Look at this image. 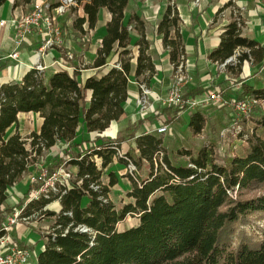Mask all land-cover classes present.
I'll return each instance as SVG.
<instances>
[{
    "label": "trees",
    "instance_id": "trees-1",
    "mask_svg": "<svg viewBox=\"0 0 264 264\" xmlns=\"http://www.w3.org/2000/svg\"><path fill=\"white\" fill-rule=\"evenodd\" d=\"M129 1L74 0L59 28L64 40L74 39L87 48L89 39L83 38L96 27L100 9L109 12L100 44L88 64L103 68L102 74L81 83L80 69L87 65L74 64L70 71L56 70L49 75L34 65L20 80L0 85V237L6 234L2 229L6 219L20 210L21 217L49 221L33 264H264V113L251 120V127L240 121L238 138L243 144L230 155L220 156L213 144L191 149L170 135L147 132L144 118L113 137L102 134L124 114L131 72L137 82L147 86L154 74L144 21L137 14L124 21ZM4 2L0 0V6ZM229 6L231 0L217 12ZM78 9L82 13L70 21ZM237 18L226 25L219 44L207 55L210 61L221 63L238 47L248 48L249 52L238 57L240 63L226 67L236 76L244 59L253 64L264 59V47L242 35L243 20ZM130 24L140 36L135 43L134 69ZM156 30L171 64L179 55L186 56L175 3L167 4ZM115 54L117 58L111 62ZM5 67L6 60H0V70ZM263 84L259 80L243 82L239 94L264 99ZM203 90L194 88L185 96L197 97ZM187 110L160 105L156 116H164L162 123L173 124ZM22 112L42 117L39 132L24 139L16 128L6 137L7 130L18 125ZM205 123L201 112L190 114L192 134H201ZM85 131L96 135L86 137ZM131 141L121 153L122 145ZM43 151L52 153L51 161L43 166L44 175L27 180L21 197L9 205L7 189L35 172L32 168ZM113 162L135 167L125 175L130 189L127 201L119 207L109 197L119 182L110 168ZM63 167L70 168L66 178L60 176L38 199H28ZM53 201H58V211L47 208ZM127 216L136 217L137 222L119 230L117 225ZM12 237L19 248L34 250L33 244H25L14 233Z\"/></svg>",
    "mask_w": 264,
    "mask_h": 264
},
{
    "label": "crops",
    "instance_id": "crops-1",
    "mask_svg": "<svg viewBox=\"0 0 264 264\" xmlns=\"http://www.w3.org/2000/svg\"><path fill=\"white\" fill-rule=\"evenodd\" d=\"M173 1L176 5L180 17V33L182 43L185 48L189 72L193 74L195 80L196 78L198 79V76L201 77L205 75L203 76V79H205V77L207 79L208 75L209 78L212 75V80L210 82L208 80L200 84L195 83L194 85L193 83V85L189 87V90L194 88L204 89L209 85L218 88L219 81H217V77H219L220 74L224 75V73L226 74L224 75V77L229 80L233 75L236 77V79L238 77L241 78V74L242 72H244V70H241V73L238 76L229 71L222 72L218 68L217 64L210 61L207 57L208 53L215 47H217L220 41V36L224 32L226 25L235 16V11L233 10L234 8L232 9L231 6L226 7L222 11L221 14L224 15V17L218 15L220 13L217 12L218 9L229 0H198L197 2L196 0ZM169 2L170 0H143L141 2L130 0L129 5L132 3L133 10L132 12H130L128 10V5L125 11V22L132 14H137L144 21L145 39L147 40L149 45L148 54L151 56L152 62L154 64V74L149 82V86L152 90V96L154 97L166 93L168 85L170 84L172 79V65L169 60V51L168 49H165L163 47L162 37L157 33L156 30L158 21L160 20ZM233 2L241 10L239 14L243 20V25L241 28L242 35L247 38L254 39L255 41L259 42L262 47H264V0H233ZM20 14H22V10L21 5L19 4L16 7H13L9 0H5V2L0 6V20H4L6 22L4 25L0 26V60H6V67L0 70V85L2 83L10 81L20 80L26 70L34 66L37 62L45 63L47 65L46 69L48 70L45 71L46 75H49L50 73L56 71V69H51L50 67H54V65H51V62L54 61L52 60L54 57L57 58V56L59 55L58 51L52 50L49 52V54L39 56L28 44H24V46L21 47H15V45L13 44L12 39L14 37L15 31L13 25L10 23V20L14 15ZM109 18V12L105 8H101L98 14L96 27L87 34L95 35L96 42H94L93 44L90 43L87 48H84V55L74 53L75 60L73 59L70 62L71 67H73L72 65L74 64L80 65V67H84L83 65H87L85 66V68L80 69L81 83H84L85 79L89 76H92L94 74H102L104 72L103 68H92L88 64L92 62V59L95 56L96 49L99 46L101 37L104 34L105 24L109 20ZM129 26L132 27L129 30L131 36V43L129 45V48L132 55L131 63L134 69L136 58L138 55V46L135 43L140 36L132 24H130ZM9 52H17L18 57L16 59L5 58V55ZM116 58V54L113 55L111 62H115ZM261 62L253 64L251 61L250 64L252 65L251 67L255 68L257 71H260ZM251 67L249 66V68ZM71 69H69L68 71H70ZM243 82L250 84L247 79L242 81V83ZM229 83V81H226L224 83L225 87L223 88V92L227 94L230 92L228 90L231 89V85ZM236 86L232 88L234 93L230 95H234L235 93L238 94L241 92L240 85L237 87ZM137 88V81L133 76L132 71L127 84L128 96L123 104L124 114L117 121L112 122L102 134L109 135L111 137L115 136L117 132L114 135L110 133V130L113 128V126L116 123H119V121L126 114L127 110L130 111L134 108L135 112L138 96ZM186 112H189L191 114L194 111L187 110ZM21 114H31L33 116H36L37 123L34 130L38 133L42 124V117H40V115L35 112L19 113V115ZM126 126L127 125L118 127L117 130H123ZM82 134L90 138L96 135L95 132L86 131ZM26 182V177H23L20 182L17 183V187L23 185L21 193H23L26 188ZM52 203L54 205L56 204L55 206L57 207L51 210L58 211V201H53ZM38 243H44V238L42 237L40 239V242Z\"/></svg>",
    "mask_w": 264,
    "mask_h": 264
},
{
    "label": "rangeland",
    "instance_id": "rangeland-1",
    "mask_svg": "<svg viewBox=\"0 0 264 264\" xmlns=\"http://www.w3.org/2000/svg\"><path fill=\"white\" fill-rule=\"evenodd\" d=\"M15 2L19 3L21 5V10L22 14H29L32 11V7L35 3L39 4L42 6V9L45 11V13H48L47 9L45 10V7L51 3H55L58 0H30L29 3H25V0H14ZM132 1H143V0H132ZM160 1V0H159ZM176 1V0H175ZM231 8H234V11H236V15L239 16V12L241 10L239 7L231 1ZM128 10L132 12L133 6L132 3L129 5ZM223 11V10H222ZM222 11L218 14L221 17H224L222 15ZM67 13V12H66ZM82 11L81 9H78L77 12H74L70 17V21L75 17L76 14H81ZM241 17V16H240ZM242 18V17H241ZM64 19H66L65 14L60 18L59 22L56 24L50 26L49 29L43 27L42 32H40L37 35H34L33 33L27 34L24 41L22 44L19 46H24V44L30 45L34 51L39 55V56H44V54H49L50 51L55 50L59 52V55L57 58H53V62H51V65H54V67H50L51 69H56L57 67H67L70 66V62L72 60L67 61L64 58V54L69 51L73 53H79L81 55H84L85 49L84 47L78 46L77 42L74 41V39L67 38L64 40L61 36L58 37V35L55 34L54 27H60L61 24L63 23ZM69 34V33H68ZM71 35V34H69ZM91 35V34H90ZM87 35L83 39H89V42L93 44L96 42V37L95 35ZM70 37V36H68ZM60 38V40H59ZM46 41H50L51 43H54L53 46H46L44 49L41 50V53L39 52L40 47L42 45H45ZM49 44V45H50ZM93 48V47H92ZM62 56V57H61ZM62 59V60H61ZM58 60L59 64H56L55 61ZM36 64H42L45 66V69L43 70L44 72L48 69H46L47 65L45 63H40L37 62ZM35 64V65H36ZM62 65V66H61ZM250 67L252 66L251 64L249 65ZM224 75H226L224 73ZM223 74H220L217 81H219L218 89H220L223 92V88L225 87V82L229 81L230 83V88L228 91H230L227 95H230L234 93L233 87L236 85L239 86L242 81L246 80L252 84L255 80H259L261 82L264 81V70L263 71H257L255 68L251 67H245L244 72L241 74V78L236 79V77L233 75L232 78L226 79ZM205 76V75H203ZM199 77L198 79L194 77L193 83H202L204 81L209 82L212 80V75L209 78V75L207 76V79H203L204 77ZM236 86V87H237ZM264 86V84H263ZM151 89V87L149 86ZM187 89V87L185 88ZM167 92V91H166ZM225 95V92H223ZM241 93V92H240ZM166 93L159 95L160 97H163ZM235 96H240L243 97L244 94H234ZM161 105V103H158L156 105V110L151 112L148 115H145L143 118L145 119V122L143 123L144 128H150L153 129L157 126H159L163 122V117L160 115L157 117V108ZM189 110V109H188ZM191 111V110H189ZM193 111V110H192ZM196 111L201 112L205 119V129L201 132L199 135H194L191 133L188 127V119L190 116L189 112H183L180 117V122L178 123H173V124H167L168 130L167 133L164 134L163 136L170 135L172 138H175L179 141L181 146L185 147H190L191 149L200 147L204 145L205 143L207 144H213L214 150L221 156V155H230V153L237 152V150L240 148V145L243 144L241 143L240 139L238 138L237 135L233 133L231 127L229 126L230 122L232 121L233 113L234 110L232 107H222L214 103H210L200 109H197ZM133 112L134 108L132 110H127L126 114L123 116V118L119 121V123H116L113 128L110 130V133L114 135L118 130V127H123L125 125H131L132 123L136 122L137 120L134 119L133 117ZM261 113H264V103L260 107H256L253 111H251L249 119H242L244 122V125L246 128L251 127V120L255 117L260 115ZM141 118V119H143ZM36 123H37V118L36 116H33L31 114H21L19 115L18 118V125L17 126H11L7 132H6V137L14 133L16 128L18 129L20 135L26 139L29 137L31 132H35L36 128ZM132 144L131 142H126L122 145L121 148V153L124 152L129 144ZM61 143H59L60 145ZM52 153L50 151H43L42 155L36 160L35 162V167L32 168L33 171H35L33 174H37L39 172V169L42 168L50 159H51ZM182 159V158H180ZM51 161V160H50ZM111 169H113L117 175L119 176V182L113 186L110 190L109 197L113 201V203L119 207L122 205L124 202L127 201L126 198V192L130 189V182L128 178L125 176L126 173H130L129 169L127 166H122L119 165L117 162H113V164L110 166ZM31 170V171H32ZM69 167H63L60 169V174H65V171H69ZM73 170V169H72ZM31 174H27L25 177H28ZM23 186V185H22ZM22 186L17 187V183L14 184L13 186L9 187L7 189V199L6 202L9 205L15 204L18 199L21 197V190ZM56 205V204H55ZM53 203L48 205L47 207L49 209H55L57 206H55ZM137 222V218L134 216H127L122 222H120L117 225V228L119 230H122L124 228L130 227L134 225ZM49 227V221L45 218H40L37 216H31L29 219L26 220H18L14 224L11 225V228L8 232L9 240L8 243H4L1 248H0V255L3 257L8 253V248L12 245H17V243L14 241L12 237V233L16 235V237L23 241L25 244H33L34 245V250L28 249V257H27V263L28 264H33L36 260V255L39 252V250L42 248V243L40 242V239L42 238V234L45 233V231H48ZM249 229V228H248ZM10 241L12 243H10ZM15 258L13 259V261ZM19 259L15 260V263H18Z\"/></svg>",
    "mask_w": 264,
    "mask_h": 264
},
{
    "label": "built area",
    "instance_id": "built-area-1",
    "mask_svg": "<svg viewBox=\"0 0 264 264\" xmlns=\"http://www.w3.org/2000/svg\"><path fill=\"white\" fill-rule=\"evenodd\" d=\"M198 0H196L197 2ZM11 5L13 7H16L14 0H9ZM171 5L174 4L173 0H170L169 2ZM74 0H58V4L51 7L50 4L45 7V10L47 9L48 13H45V11L42 9V6L35 3L33 5V9L29 14H20V15H14L12 19L10 20V23L14 27V37L12 39L13 44L15 47H19L22 42L24 41L27 34L34 33L39 34L42 32L43 27L49 29L50 26L56 24L59 22L60 18L69 10L71 5H74ZM233 9V8H232ZM234 10V9H233ZM235 11V18L239 20V16L236 15ZM240 13V12H239ZM6 22L4 20H0V26L4 25ZM60 27H54L55 34L60 36ZM132 27L129 26V30ZM92 30H89V33ZM60 40V38H59ZM50 41H46L45 45H42L40 47L39 52L41 53V50L44 49L46 46L48 48L50 46H53L54 43H51ZM242 52H249L248 48L245 47H238L232 56L228 57L221 63H217L218 68L225 72L227 65L235 66L240 61L238 60V57ZM18 57L17 52H9L5 55V58H12L16 59ZM62 57V56H61ZM64 58L69 61L73 60V52L67 51L64 54ZM62 60V59H61ZM252 60H246L244 59L241 62V70L243 71L244 67H249ZM56 64H59V61H55ZM60 65V64H59ZM172 65V79L170 84L168 85L167 92L163 97L160 96H152V90L147 86L144 82H137V89H138V96L136 101V107L135 112L133 113L134 119L138 120L143 118L145 115L150 114L151 112L156 110V105L158 103H161L162 106H177L181 109L184 107H187L189 110L196 111L197 109H200L210 103L217 104L219 106L224 107H232L234 110L232 121L230 122L229 126L231 127L230 131L232 130L235 135H239L242 132V126L240 124V121L242 119H249L251 111H253L256 107L262 106L264 103V99L255 97L253 95H244L241 98H237L235 95H224V93L212 86L209 85L204 88L203 92L197 96V97H190L185 96L187 91L189 90V87L193 85V74L189 72L188 70V61L186 56L179 55L177 58V61L175 64ZM39 70H44L45 66L42 64H36L35 65ZM62 66V65H61ZM261 68L260 71L264 70V59L260 64ZM71 66L67 67H57L56 70H69L71 69ZM240 78V77H238ZM237 78V79H238ZM187 87V89H185ZM168 130L167 124L161 123L159 126L153 128V129H146L147 132H153L157 131L160 134H166ZM241 141V140H240ZM130 173L135 169V167L129 163L127 165ZM45 173V169L42 167L39 169V172L37 174H32L26 177V181L30 180L33 181L35 179L36 175L43 176ZM60 176L62 178H66L67 176L65 174H60V172L53 174L51 177H49L44 184L40 186L39 189H36L32 191L31 195L28 199H38L41 195H45L47 193V190L49 187L53 186V183L55 180H57ZM40 177V176H38ZM30 217H21L20 216V210L16 211L11 217L6 219V223L3 226V230L6 231V234L0 237V248L4 243H8L9 236L8 232L11 228V225L17 222L18 220H26ZM80 230H85V228H80ZM10 243H12L10 241ZM29 253L26 249H21L15 245H12L8 248V253L3 257L0 255V264H28L27 263V257ZM19 259L18 263H15V260Z\"/></svg>",
    "mask_w": 264,
    "mask_h": 264
}]
</instances>
